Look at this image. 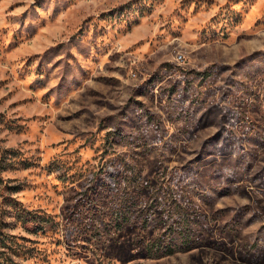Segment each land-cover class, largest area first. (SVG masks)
Returning a JSON list of instances; mask_svg holds the SVG:
<instances>
[{
  "label": "rangeland",
  "instance_id": "obj_1",
  "mask_svg": "<svg viewBox=\"0 0 264 264\" xmlns=\"http://www.w3.org/2000/svg\"><path fill=\"white\" fill-rule=\"evenodd\" d=\"M1 154L0 262L264 264V0H0Z\"/></svg>",
  "mask_w": 264,
  "mask_h": 264
},
{
  "label": "trees",
  "instance_id": "obj_2",
  "mask_svg": "<svg viewBox=\"0 0 264 264\" xmlns=\"http://www.w3.org/2000/svg\"><path fill=\"white\" fill-rule=\"evenodd\" d=\"M2 151H3V150H2ZM2 151H1V153H2ZM0 160H4V158H3V154H1ZM0 181H2L1 177H0ZM123 221L125 222L126 219L124 218ZM117 225L120 226V224H117ZM10 263H11V264H19V263L13 261V260L10 261ZM0 264H7V262H6V263H4V262H0Z\"/></svg>",
  "mask_w": 264,
  "mask_h": 264
}]
</instances>
